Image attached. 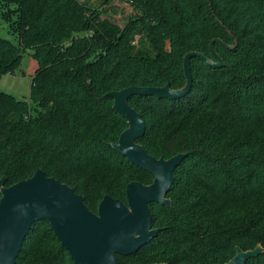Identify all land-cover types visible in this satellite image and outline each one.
Returning a JSON list of instances; mask_svg holds the SVG:
<instances>
[{"label":"trees","instance_id":"16d2710c","mask_svg":"<svg viewBox=\"0 0 264 264\" xmlns=\"http://www.w3.org/2000/svg\"><path fill=\"white\" fill-rule=\"evenodd\" d=\"M127 1L132 13L119 25L79 0H3L14 6L17 43L0 37V77L26 48L36 62L28 100L0 89L3 185L40 169L91 211L104 195L125 203L127 183L150 184L153 175L112 147L128 123L107 92L182 88L183 57L197 51L216 63L214 50L219 65L191 56L185 95L127 99L146 124L136 142L155 158L183 157L170 204L149 205L157 234L117 259L224 264L260 245L243 264H264V0ZM24 237L14 264H73L47 220Z\"/></svg>","mask_w":264,"mask_h":264},{"label":"water","instance_id":"95a60500","mask_svg":"<svg viewBox=\"0 0 264 264\" xmlns=\"http://www.w3.org/2000/svg\"><path fill=\"white\" fill-rule=\"evenodd\" d=\"M211 44V43H210ZM211 48V45H210ZM212 50V48H211ZM216 63L197 51L183 57L185 85L171 89L164 86H129L119 91H109L114 109L127 119L128 126L120 133L112 147L135 166L153 175L150 184L130 181L126 185V202L104 195L91 211L83 195L67 184L48 176L44 170L36 171L24 180L4 186L0 178V264H14L24 236L36 220H47L60 244L69 253L73 264H119L117 255L136 252L148 242L157 230L152 228L149 209L151 203L170 204L166 194L173 184V172L183 154L164 159L155 158L136 141L145 130L144 118L128 102L133 94L175 98L185 95L191 88V56H200L210 65L221 60L212 50ZM262 247L237 249L236 254L224 264H243ZM163 264V263H160Z\"/></svg>","mask_w":264,"mask_h":264},{"label":"rangeland","instance_id":"374dc122","mask_svg":"<svg viewBox=\"0 0 264 264\" xmlns=\"http://www.w3.org/2000/svg\"><path fill=\"white\" fill-rule=\"evenodd\" d=\"M82 3L104 10L103 17H107L117 24L126 22L132 8L127 0H79ZM13 5H6L0 0V37L11 39L17 43V38L10 29L9 20L14 18ZM138 37V35H137ZM136 37V38H137ZM31 50L25 49L19 65L11 72L0 77V89L12 94L16 99L28 100L30 82L35 69V60L30 55Z\"/></svg>","mask_w":264,"mask_h":264}]
</instances>
